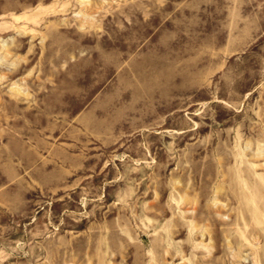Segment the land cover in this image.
Returning <instances> with one entry per match:
<instances>
[{
    "label": "rangeland",
    "instance_id": "374dc122",
    "mask_svg": "<svg viewBox=\"0 0 264 264\" xmlns=\"http://www.w3.org/2000/svg\"><path fill=\"white\" fill-rule=\"evenodd\" d=\"M0 264H264V0H0Z\"/></svg>",
    "mask_w": 264,
    "mask_h": 264
}]
</instances>
